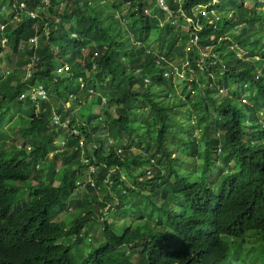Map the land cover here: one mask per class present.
Listing matches in <instances>:
<instances>
[{"label": "trees", "instance_id": "16d2710c", "mask_svg": "<svg viewBox=\"0 0 264 264\" xmlns=\"http://www.w3.org/2000/svg\"><path fill=\"white\" fill-rule=\"evenodd\" d=\"M213 1L0 0V130L13 127L0 149V264H189L164 243L144 246L116 232L127 210L137 225L149 216L170 231L180 226V236L194 241L187 256L204 264H264V207L256 192L264 127L251 120L264 110V5ZM198 5H209L208 16L196 18ZM223 5L232 14H221ZM188 19L203 27L200 48L215 47L213 67L200 50L187 55L195 33ZM240 22L246 31L232 29ZM243 59L259 60L261 75ZM243 80L250 104L242 102ZM39 85L46 97L22 98ZM98 92L106 97L102 113L94 111L99 102L91 94ZM110 138L124 142L121 155ZM90 165L94 186L85 194L78 180ZM220 165L232 186L222 195L226 210L192 212L172 185L174 168L209 172ZM229 218L230 231L215 232ZM129 244L139 247L130 258Z\"/></svg>", "mask_w": 264, "mask_h": 264}, {"label": "clouds", "instance_id": "9594fccd", "mask_svg": "<svg viewBox=\"0 0 264 264\" xmlns=\"http://www.w3.org/2000/svg\"><path fill=\"white\" fill-rule=\"evenodd\" d=\"M162 0H159V5L161 7H164L163 2L162 5L161 3ZM214 3L218 4V0H214ZM209 5H198L195 8V13H196V18L199 15H202L203 17L208 16L209 11H208ZM224 7V5H223ZM220 7L221 14L224 12H229L232 14V12L227 8V7ZM264 11V7L261 8ZM214 15V19H211L209 21V24L215 25L216 21L219 19L216 15L215 12H212ZM264 14V13H262ZM188 22L193 24V21L191 19H188ZM200 22H196V24L193 27V31L195 33L193 34V39L195 37H198L197 44L193 46L192 50L189 52L187 51L188 46H190L191 41L190 40L187 47H186V53H192L195 48L199 46V34L198 32L203 31V27L200 25H197ZM246 26L247 24L245 22H240L238 24H234L232 26V29H237L238 27L246 31ZM188 30L190 29V26L187 28ZM205 48V53L203 56L209 59L211 62L210 67L214 66L215 61H217V55L215 53V47L214 46H206ZM209 50L210 52H206ZM242 56V55H241ZM246 65H249L251 68H253L252 72H256L257 76L259 77L261 75V65L257 63L256 59H243ZM253 61V63H246V62ZM223 69H225V64L222 63ZM211 74V73H210ZM224 73H222L223 75ZM212 77H214L213 74H211ZM229 76V75H228ZM226 75H223L221 78H225ZM230 77V76H229ZM249 81L243 80L242 85L238 82V84L242 87L241 91L243 92L242 94V102L244 104H250L251 101L249 100L250 92L248 91V85ZM222 94H227V89L222 87L221 89ZM91 95H94L96 98H98L99 102V107L102 108L105 107L106 105V97L103 95V93L100 94L98 93H92ZM68 108L71 106L68 104ZM79 105V104H76ZM73 105V106H76ZM102 110L99 109L98 113H102ZM251 120L258 121L260 124L263 125L264 127V110H262L259 114H254L251 118ZM244 135L249 137L255 146L261 149V147L258 146L257 141L248 133L244 132ZM112 139V138H110ZM115 141L114 139H112ZM84 140L79 141L80 144V151L82 155L85 153L84 152ZM117 144V154L121 155L122 154V147L124 146V142L118 143L115 141ZM175 156V155H174ZM154 163V161H153ZM155 164V163H154ZM87 174H84L79 180H78V185L79 189L78 191L88 194L89 192V187L94 186V182L92 179L93 174L95 173V166L90 165L89 169L85 171ZM84 172V173H85ZM143 173H146L147 176H150V169L145 168ZM261 173L259 183L257 184L256 192L260 193L261 195V200L263 203L264 207V170ZM205 178V180L203 179ZM238 180V174L237 177H235L234 182H237ZM60 183V182H59ZM58 183V184H59ZM172 185L174 189L180 191L184 198H185V205L187 208H190L192 212H199L202 214L206 215H212L220 211H224V209L221 205V199L223 192L225 190H229L231 192L232 186L231 182L224 177L223 171H222V165L218 166L217 169L210 170L209 172L206 171H197V172H190L189 170L180 168L179 166H176L174 168L173 176H172ZM195 191H200L203 193V195L200 197V199H194L191 195ZM255 197V195H254ZM253 197V198H254ZM247 206H245L246 208ZM230 209V207H229ZM133 212L130 210H127L123 213H120L118 215L119 220L116 222V232L126 234L129 237H133L138 239L139 242H142L144 246H148L150 243H157L161 244L164 243V248H166L167 252L170 253L171 255L178 256L182 260L188 262L189 264H204L202 262V257L201 256H187V253L191 252L194 250V241L193 239H186L180 236V226L177 228L172 229V231L168 229H164L161 227L155 217H149L143 219V222L137 225V221H134L132 218ZM237 218V217H235ZM234 218H229L226 219L221 223L219 228L215 232L219 231H230L232 228ZM106 221L109 225L112 224L110 219L106 218ZM131 221V228L129 229L130 232H124L120 228V225L122 222H127ZM115 228V227H114ZM91 235L87 238L90 239ZM86 239L84 238V241L82 244L84 245L86 242ZM126 251H125V256L131 257L132 254L136 253L139 251V247H134L133 244L126 245ZM239 254V251L237 248H235L234 251V258H237Z\"/></svg>", "mask_w": 264, "mask_h": 264}, {"label": "built area", "instance_id": "2783aa9c", "mask_svg": "<svg viewBox=\"0 0 264 264\" xmlns=\"http://www.w3.org/2000/svg\"><path fill=\"white\" fill-rule=\"evenodd\" d=\"M160 3L162 5V2H160ZM24 8H25V5L21 4V9H24ZM30 16L32 18H34L35 15L33 13H30ZM5 27H6V25L4 23L0 24L1 31H3L5 29ZM197 40H198V37L196 36L195 39H193L191 41L192 44H190V46H188L187 51L190 52L192 50L193 46L197 44ZM29 41H30L31 44H33L36 47V45H37V37L31 38ZM1 43H2V46H5V44L7 43L6 38H3L1 40ZM80 81L83 82V78H80ZM46 95H47V90L44 89V87L42 85H39V86H37L35 88L30 89L28 91V93L23 94L22 98L28 96L29 99L35 100L37 98L43 99L44 97H46Z\"/></svg>", "mask_w": 264, "mask_h": 264}, {"label": "rangeland", "instance_id": "374dc122", "mask_svg": "<svg viewBox=\"0 0 264 264\" xmlns=\"http://www.w3.org/2000/svg\"><path fill=\"white\" fill-rule=\"evenodd\" d=\"M219 1V0H218ZM260 3L262 4V5H264V0H262V1H260ZM253 3L252 2H250L249 3V5H250V7L251 8H254V5H252ZM155 8V7H154ZM150 12L152 13V12H155V10L154 9H152V10H150ZM179 39H178V37L175 39V41H178ZM206 52H210L209 50H207ZM2 90V86L0 85V91ZM98 105V104H97ZM94 106V111L95 112H98L99 111V109L100 110H102V108L101 107H99V105L98 106ZM13 127H12V125L10 126V125H6V126H4V127H1V130H0V149H2V148H4V142H6L7 141V136H10V135H12L13 134ZM17 144V143H16ZM69 144H71L70 143V141H69ZM17 146H18V144H17ZM56 185H57V182L55 183ZM74 214V213H73ZM59 217V216H58ZM66 218H68V214H62V215H60V217H59V219L60 220H62V219H66ZM72 226V223H69V225H68V227H67V229L68 228H70Z\"/></svg>", "mask_w": 264, "mask_h": 264}, {"label": "crops", "instance_id": "0c3cea01", "mask_svg": "<svg viewBox=\"0 0 264 264\" xmlns=\"http://www.w3.org/2000/svg\"><path fill=\"white\" fill-rule=\"evenodd\" d=\"M195 50H200L201 54L203 55L205 53V48H200V46H198L197 48H195ZM194 51V50H193ZM188 55V54H187ZM208 59V58H207ZM189 65V64H188Z\"/></svg>", "mask_w": 264, "mask_h": 264}]
</instances>
